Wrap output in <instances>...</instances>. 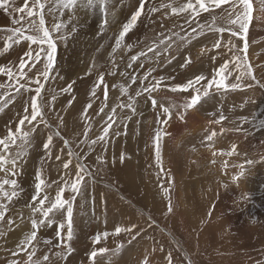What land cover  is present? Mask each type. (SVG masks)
<instances>
[{
    "label": "rangeland",
    "instance_id": "obj_1",
    "mask_svg": "<svg viewBox=\"0 0 264 264\" xmlns=\"http://www.w3.org/2000/svg\"><path fill=\"white\" fill-rule=\"evenodd\" d=\"M24 2L16 0L15 6L22 7ZM138 2L107 0L106 16L100 0L92 7L77 5L74 10H63L62 18L68 23L67 39L57 42L55 65L42 91L45 104L43 111L51 127H45L39 119L34 122L38 125V131L31 141L28 155L20 164L21 173L16 177L23 192L14 198L5 220L0 222V264H8L12 252L17 250V244L31 230L30 218L33 217L26 205L31 203L34 194L36 171L43 166L46 182L51 185L45 188V193L54 199L57 186L53 182L61 180L64 174L61 164L68 159L69 146L80 157V162L93 172L92 178L85 177L81 194L77 195L74 202L73 238L70 242L74 251L65 259L55 255L58 251L64 253L63 248L43 243L49 239L53 245L58 243V224H52L39 229L34 258H41L48 253L51 264H93L89 259L90 252L106 247L110 251L98 255L95 264H142L146 256L149 264H168L169 252L172 254V264H187L188 260L192 264H264V129L245 123L243 128L247 129V133L221 132V128L227 130L238 126L240 117H247L249 121L257 123L264 119V87L254 85L251 89L218 93L213 99L202 100L185 112L181 107L170 106L182 105L192 93H172L162 85L160 90L152 94L158 101L157 107L152 106L145 94L137 98L134 114L127 109H117V122L110 129L109 139L103 144L98 143L94 149L87 144H80L86 125H91L89 139L100 135L105 126L104 113L97 115L104 103L105 84L108 86L107 113L120 100L126 101L127 96L121 94L122 87H129V95H134L138 89L139 79L137 84H132L129 74L142 78L146 71L155 69L152 76L165 77V84L184 83L199 74L211 78L220 64L231 60L233 53L224 47L230 34L225 32L221 36L210 31L212 17H219L221 9L229 8L227 3L214 9L211 15L202 12L198 21L205 25L204 34L191 37L192 28L185 24L184 14L174 16L171 15V9L165 8L148 17L142 15L137 26L125 36L122 47L113 52L122 25L136 10ZM185 2L149 0L145 12L149 6L158 7L168 3L179 6ZM251 3L253 14L247 32V58L257 79L264 83V67H261L264 65V11H261L264 0H251ZM13 15L18 14H11L8 18L4 11H0V50L8 35L3 29L17 26ZM46 23L48 26L52 23V18L47 14ZM177 26H183L184 30ZM215 27L229 26L217 19ZM170 31L180 33L190 39V43L173 37L176 43L170 53L161 51L160 57L155 58L149 52L148 56L152 59L140 58L133 62L131 68L127 67L132 55L146 51L148 46L157 41L161 32L168 35ZM199 31L197 28V33ZM218 39L221 40V49L213 48ZM232 43L237 50L243 48V41L238 38L233 37ZM126 45L133 47L128 49ZM26 49L27 42L13 45L7 53L0 55V65H11L15 72V66ZM202 49H205L203 53ZM235 54L241 53L236 51ZM188 56L192 63L181 67ZM213 56L217 58L213 60ZM141 64L142 67L139 66ZM101 73L104 76L103 83L99 82ZM169 77H175V80H169ZM7 80L6 76L0 74V83H9ZM150 81L151 77L145 83ZM228 82H234V76ZM98 83L100 86L96 88V97L93 98L90 93ZM69 84H72L71 91H63ZM34 94V91L26 93L22 90L20 96L0 112V137L6 134L8 127L15 130L19 116L23 114L24 107L30 105ZM52 96L56 97L55 101H52ZM89 102L92 107L87 113L90 119L86 120L83 110ZM160 104L170 107L171 117L167 124L159 123L167 119ZM221 112L227 119L219 124L212 123ZM181 114L183 119H180ZM129 116L131 118L127 119ZM59 118L63 119L62 124ZM158 127L167 133L163 137L169 139L168 142H162V137L160 142L165 170L162 173L156 165L153 144ZM27 128L26 124L25 130ZM56 128H59L60 136L54 135L51 157L48 158L42 145L47 135ZM213 131L217 135L212 141H207L206 137ZM64 140L69 141L68 146ZM233 145L237 146L235 151ZM229 152L233 154L227 155ZM121 153L125 155L123 163L119 160ZM57 155L61 156L60 161L55 159ZM98 156L107 162H98ZM114 156L115 163L112 162ZM71 159L73 165H70V175L74 176L77 159L76 156ZM249 160L253 163L249 164ZM241 172L243 175H240ZM237 176L239 178L234 179ZM161 182L169 188L174 209L171 214H166L167 199L159 186ZM70 195L66 190L64 198ZM149 217L156 222L150 228ZM9 218L14 223L8 224ZM34 218L39 219V214ZM55 219L64 221L65 217L58 214ZM131 224L138 225L136 230L145 229L135 240H131L127 233H114L115 227H129ZM64 232L66 234V227ZM103 232L110 235L94 244L95 235ZM118 245L122 247L117 250ZM16 259L26 261L27 256L20 252Z\"/></svg>",
    "mask_w": 264,
    "mask_h": 264
},
{
    "label": "snow or ice",
    "instance_id": "obj_2",
    "mask_svg": "<svg viewBox=\"0 0 264 264\" xmlns=\"http://www.w3.org/2000/svg\"><path fill=\"white\" fill-rule=\"evenodd\" d=\"M96 2L97 0H31L29 3V0H25L22 7H16V0H0V9H2L5 13L18 14L13 15L14 24L17 26L3 29V31L7 32L8 35L5 37L6 42L3 49L0 50V55L7 53L13 45H19L22 41L27 42V49L19 58L18 63L15 66V72L13 71V66L11 65H0V74L6 76L9 81L7 84L0 83V112H3L10 103L14 102L16 98L20 96L22 90L26 93L33 91L35 93L31 97L30 105H26L23 109V114L19 116L18 124L15 130L8 127L6 134L3 137H0V173H3V175L0 176V222L5 220V216L10 210L9 205L13 202L14 198H18L23 192V189L20 188L16 177H18L21 173L20 164L23 161V158L28 155V150L32 146L31 141L34 138V134L38 131V125L34 122L39 119L40 123L44 124L45 127H51V125L47 123L45 113L43 111L45 104L42 97V91L45 88V83L50 79L51 72L55 65L58 51L57 42L67 39L68 24L64 22L62 12L64 9L74 10L77 5L92 7ZM100 3L104 6L106 16L107 0H100ZM148 3L149 0H139L136 10L122 25V29L119 31L118 36L115 39V48L113 49V52L122 47V42L124 41L125 36L137 26V23L142 15L148 17L150 14L157 13L161 9L165 8L171 9V15L174 16L184 14L183 18L185 24L192 28V31L189 34V37H191L192 35L204 34L203 29L205 25L200 24L198 21V17H200L202 12L209 13L211 15L214 9L220 8L222 4L227 3L229 4V8L221 9V15L219 17H212V26L210 27V31L219 33L221 36H223L225 32L230 34L224 47H226L230 53H233L231 60H225L222 64H220L219 67L214 70V74L211 78L205 76L204 74H199L195 75L191 79H188L187 82L184 83L165 84V77L156 78L152 76V72L155 69H149L146 71L142 78L134 74H129V79L132 84H137L139 79L138 89L135 91L134 95H129V87H122L121 94L127 96L126 101L120 100V102L112 106L107 113H105V108L108 107V86L105 84L103 89L104 103L101 104L99 111L97 112V115L104 113L106 117L104 120L105 126H103L100 135L95 137V139H89L91 125H86L83 132L84 138L80 140L81 145L87 144L94 149V146L98 143L103 144L106 140H108L110 137V129H112L113 125L117 122L115 119L117 109H127L130 113L134 114L136 112L137 98L146 94L147 98L151 100L152 106L154 108L157 107L158 101L152 94L160 90L162 85L165 90L172 93H192L190 98L185 99L182 105L177 106L173 104L170 106L171 108L181 107L185 112L200 104L202 100L213 99L215 94L218 93L223 94L228 91L251 89L254 85L264 87V83H261V81L257 79L254 69L248 62L247 58V32L253 14V5L251 0H186L185 3L180 4L179 6H174L172 3L160 4L158 7L149 6L145 12V6ZM261 11H264V6H262ZM46 14L52 18L50 26L46 23ZM217 19L224 21L229 27H215ZM104 22L107 24V19H105ZM193 24H195L196 27H192ZM177 27H181L182 31L184 30L183 26ZM197 28L200 29L199 33H197ZM173 37H179L180 41L190 43V39L185 36H181L178 32L170 31L168 35L161 32L157 41H154L150 46H148L146 51H139L136 55H132L130 57L127 67L131 68L133 66V62H137L140 58H143L144 60L152 59V57L148 56L149 52L153 53V57L155 58L160 57L161 51L164 53H170V50L176 43ZM233 37L243 41L242 49L237 50L236 45L232 43ZM125 47L131 49L133 46L126 45ZM221 47V40H216L213 48L221 49ZM204 51L205 49L201 50L202 53ZM236 51H240L241 54L236 55ZM171 58L169 59V62H171ZM216 58V56L212 57L213 60ZM191 63V57L188 56L185 63L182 64L181 67H186ZM139 66L142 67L143 65L141 64ZM261 67H264V65ZM25 69H27V71H25ZM29 73H31V75H29ZM233 76L234 82H228L229 78ZM150 77L151 81L145 83V81H149ZM103 79L104 76L103 73H101L99 76V82L103 83ZM168 79L175 80V77H169ZM246 80L247 82H245ZM100 83L92 88L90 93L91 97H96V88L100 86ZM71 89L72 84H69L63 89V91L69 92ZM51 99L52 101H55L56 97L52 96ZM245 103H247V101H245ZM29 107L31 109L30 112ZM49 107H51V105H49ZM91 107L92 103L89 102L83 110V115L86 120L90 119L87 113L88 109ZM170 107H165L163 104H160V108L162 109L163 114L167 116V119H164L159 123H168V119L171 117ZM241 107H243V105H241ZM130 118V116L127 117V119ZM180 119H183V114H181ZM226 119L227 117L221 112L219 118L212 121V123L219 124ZM238 120V126L227 130L221 128V132L233 131L237 133H247V129L243 128L245 123H251L253 127L264 129V119L259 120L258 123L249 121L247 117H240ZM59 122L62 124L63 119L59 118ZM232 123L236 124V121H233ZM26 124L28 125L27 130H25ZM54 135L57 137L60 136L59 128H56L54 132H50L47 135L46 142L42 145L45 150L46 157L48 158L51 157ZM163 135H167V133L163 132L162 129L158 127L153 137L156 165L161 173L165 171L163 168L160 144ZM216 135L217 133L213 131L206 137V140L212 141L213 137ZM64 144L68 146L69 141L64 140ZM209 147H211V144H209ZM236 147V145L232 146L233 151H235ZM232 154L233 152L227 153V155ZM213 155H215V153H213ZM73 156H76L77 162L74 165L76 169L75 175L71 176L70 165H73V160L71 159ZM67 157L68 159L61 164V168L64 172L61 180L53 182L57 186V192L54 199H50L47 193H45V188L51 187V185L46 182L43 166L36 171L34 194L31 196V203L26 205V207L31 210L33 217L30 218L31 230L17 244V250L12 252V259L8 261V264H51L50 255L48 253L44 254L41 258L34 257L37 252L36 243H38L37 235L39 229L41 227H48L52 224H58L59 230L56 232L58 243L53 245L52 240L50 239L43 241V243L45 245L63 248L65 250L64 253L58 251L55 255L65 259L67 255H70L72 251H74L70 243L73 238L74 202L77 195L81 194L85 177L87 176L92 178L93 172L89 170L86 164L80 162V157L72 151L70 146L68 147ZM55 159L60 161L61 156L57 155ZM124 159L125 155L121 153L119 156L120 162L123 163ZM115 160L116 158L114 156L112 162L115 163ZM97 161L100 163L107 162L100 156L97 157ZM248 163L251 164L253 161L249 160ZM240 175H243V173L241 172ZM157 176L159 178V173H157ZM238 178V176L234 177V179ZM159 186L163 189V194L167 199L166 214H171L174 209L169 195V188L164 187L162 182ZM66 190L71 194L67 199L64 198ZM37 214L40 216L39 219L34 218ZM58 214L64 216L65 220L57 221L55 217ZM208 215L210 216L211 213L209 212ZM149 221V228L156 223L154 220H151L150 217ZM7 222L8 224H12L14 223V220L9 218ZM65 227L67 228L66 234L64 232ZM137 228V224H131L129 227L117 226L114 229V233L119 235L124 232L131 236V240H135L141 235V232L145 230L143 228L136 230ZM109 235L110 233L108 232L97 233L93 238V243L98 244L102 239H106ZM131 240L129 243H131ZM119 247H122V245H118L117 250ZM109 251L110 250L106 247L94 249L90 252L89 259L93 261V264H95V260L98 255H103ZM20 252H24L26 254V261H18L16 259ZM167 260L168 264H172V254L170 252L167 254ZM142 264H149L147 256ZM187 264H192L191 260H188Z\"/></svg>",
    "mask_w": 264,
    "mask_h": 264
},
{
    "label": "bare ground",
    "instance_id": "obj_3",
    "mask_svg": "<svg viewBox=\"0 0 264 264\" xmlns=\"http://www.w3.org/2000/svg\"><path fill=\"white\" fill-rule=\"evenodd\" d=\"M108 1H111V0H108ZM114 1V0H113ZM126 3V2H125ZM122 4V3H121ZM127 4V3H126ZM117 6H118V4H117ZM79 7H80V5H79ZM114 7V6H113ZM112 7V8H113ZM128 8V7H127ZM116 9V8H115ZM0 11L1 12H3V10L2 9H0ZM94 11V10H93ZM118 11V10H117ZM90 12V11H89ZM116 12V11H115ZM115 12H113V13H115ZM91 13V12H90ZM7 14V17L9 18L10 16H11V14H8V13H6ZM94 14H95V12H94ZM96 14H98V12H96ZM95 14V15H96ZM1 15H2V13H1ZM67 15V14H66ZM115 15V14H114ZM99 16H100V14H99ZM98 16V17H99ZM102 17V16H101ZM89 18V17H88ZM100 18V17H99ZM72 20V19H71ZM67 22V21H66ZM85 22V21H84ZM113 22V21H112ZM68 24V23H67ZM116 24V23H115ZM73 25V24H72ZM102 28V27H101ZM103 31V30H102ZM8 81V80H7ZM7 84V83H6ZM23 106V105H22ZM133 126V125H132ZM178 128H180V127H178ZM178 131H179V129H177V132L176 133H178ZM169 141V139H168V137H163V140H162V142H168ZM161 142V141H160ZM25 225V224H24ZM213 241V240H212Z\"/></svg>",
    "mask_w": 264,
    "mask_h": 264
}]
</instances>
